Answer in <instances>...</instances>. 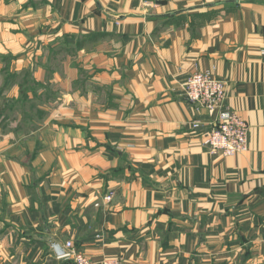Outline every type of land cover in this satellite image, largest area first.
<instances>
[{"label": "crops", "instance_id": "1", "mask_svg": "<svg viewBox=\"0 0 264 264\" xmlns=\"http://www.w3.org/2000/svg\"><path fill=\"white\" fill-rule=\"evenodd\" d=\"M195 72L225 82L244 154L203 145L216 114L186 101ZM22 93L37 114L14 110ZM67 243L264 264V0H0V264H73Z\"/></svg>", "mask_w": 264, "mask_h": 264}, {"label": "built area", "instance_id": "2", "mask_svg": "<svg viewBox=\"0 0 264 264\" xmlns=\"http://www.w3.org/2000/svg\"><path fill=\"white\" fill-rule=\"evenodd\" d=\"M226 84L208 72L193 73L183 86V95L190 104L215 112L216 118L203 136V145L214 156L236 157L248 150L247 123L236 114L223 109ZM193 131L201 128L199 123L191 126ZM110 196H107L108 200ZM66 255L73 264H122L121 259L111 258L94 262L79 253L73 245L66 244Z\"/></svg>", "mask_w": 264, "mask_h": 264}, {"label": "rangeland", "instance_id": "3", "mask_svg": "<svg viewBox=\"0 0 264 264\" xmlns=\"http://www.w3.org/2000/svg\"><path fill=\"white\" fill-rule=\"evenodd\" d=\"M63 55H65L66 57H70L71 59H72V52L70 51V50H68V49H65V48H62L61 49V54H60V56H63ZM53 57H54V59L52 58V56H50V58H52V61H51V66L54 68V70L55 71H58L59 69H60V62L62 61V59L60 60L59 59V56H58V54L56 53V54H54L53 55ZM73 62V61H72ZM7 82V84L8 83H10L8 80L6 81ZM21 84H23L22 85V90H23V92H25V90H28V91H32L33 92V94L36 96V94L37 95H40L41 94V92H46V90H41V86H37V84L35 85L33 82H32V80H31V78L29 77V75H24L22 78H21V80L19 81ZM6 86H8V85H6ZM44 89H46V88H44ZM49 97H53V90L50 88V89H48V92L46 93ZM24 97H25V95L22 93L21 94V99L20 100H18V102L15 104V106L17 107L16 109L14 108V110L15 111H27V112H31L32 114H37V112H39V110H37V106H41L42 104H40V103H36V102H33L32 104L31 103H29V102H26V101H24ZM10 106V105H9ZM5 111H10L9 110V108L7 107V108H5ZM35 119H36V121H38L37 119H40L39 117H34ZM194 123H199V125H201L200 124V122H193V123H191V125L190 126H192ZM192 129V128H191ZM107 198V197H106ZM105 198V199H106ZM108 200H110V198L108 199Z\"/></svg>", "mask_w": 264, "mask_h": 264}, {"label": "water", "instance_id": "4", "mask_svg": "<svg viewBox=\"0 0 264 264\" xmlns=\"http://www.w3.org/2000/svg\"><path fill=\"white\" fill-rule=\"evenodd\" d=\"M55 252H56V253H59V251H58V247L55 248Z\"/></svg>", "mask_w": 264, "mask_h": 264}]
</instances>
